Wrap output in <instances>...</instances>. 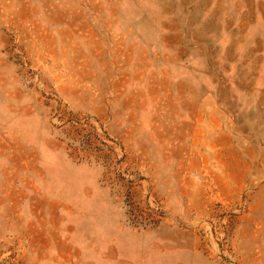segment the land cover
<instances>
[{
  "label": "rangeland",
  "instance_id": "obj_1",
  "mask_svg": "<svg viewBox=\"0 0 264 264\" xmlns=\"http://www.w3.org/2000/svg\"><path fill=\"white\" fill-rule=\"evenodd\" d=\"M0 264H264V0H0Z\"/></svg>",
  "mask_w": 264,
  "mask_h": 264
}]
</instances>
